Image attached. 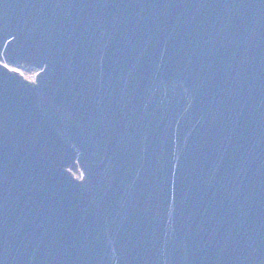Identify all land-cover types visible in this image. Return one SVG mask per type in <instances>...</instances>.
I'll return each mask as SVG.
<instances>
[{
	"label": "water",
	"instance_id": "95a60500",
	"mask_svg": "<svg viewBox=\"0 0 264 264\" xmlns=\"http://www.w3.org/2000/svg\"><path fill=\"white\" fill-rule=\"evenodd\" d=\"M0 264H264V0H0Z\"/></svg>",
	"mask_w": 264,
	"mask_h": 264
},
{
	"label": "trees",
	"instance_id": "16d2710c",
	"mask_svg": "<svg viewBox=\"0 0 264 264\" xmlns=\"http://www.w3.org/2000/svg\"><path fill=\"white\" fill-rule=\"evenodd\" d=\"M13 67H16V68H18V69H20L25 75H31L34 71H35V69H33V68H23V67H21V66H13Z\"/></svg>",
	"mask_w": 264,
	"mask_h": 264
},
{
	"label": "rangeland",
	"instance_id": "374dc122",
	"mask_svg": "<svg viewBox=\"0 0 264 264\" xmlns=\"http://www.w3.org/2000/svg\"><path fill=\"white\" fill-rule=\"evenodd\" d=\"M11 68H14V69H16V70H18L21 74H23L24 75V77L25 78H27V79H29V80H33L34 79V77H35V75H36V70L31 74V75H25L20 69H18V68H16V67H13V66H10ZM77 176V175H76Z\"/></svg>",
	"mask_w": 264,
	"mask_h": 264
}]
</instances>
